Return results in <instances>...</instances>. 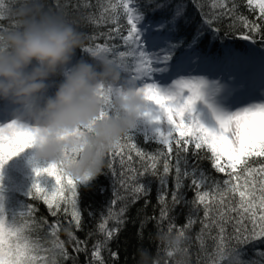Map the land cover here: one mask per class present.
I'll list each match as a JSON object with an SVG mask.
<instances>
[{"label": "snow or ice", "instance_id": "snow-or-ice-1", "mask_svg": "<svg viewBox=\"0 0 264 264\" xmlns=\"http://www.w3.org/2000/svg\"><path fill=\"white\" fill-rule=\"evenodd\" d=\"M34 2L67 18L68 9L97 8L84 18L93 27L105 26L108 31L89 35L90 43L81 51L92 59L106 56L115 63L121 69L120 85H134L143 96L145 108L137 127L107 154V172L103 168L98 175L74 176L63 162L34 166L26 200L41 202L51 221L38 217V207L25 202L16 206L24 209L18 218L16 207L6 206L0 174V264H77L81 253L85 264H108L104 252L118 260V251L109 247L111 241L129 222L128 212L135 204L143 199L146 209L151 203V185L144 182L145 177L156 179L159 211L145 214L138 232L142 235L147 223L155 221L162 239L175 237L176 243L165 247L164 255L170 261L164 264H190L185 259L189 247L184 242L191 241L187 233L197 223L200 231L195 237L199 244L195 264H264V249L254 251L255 259H244L247 245L264 241V50L259 53L258 102L239 106L229 102L233 94L253 86L246 72L251 54L245 56L228 48L224 57L212 58L219 79L194 75L190 70L193 60L209 61L199 45L205 36L219 39L218 24L224 20L229 21L227 28L237 23L243 28L240 39L264 44V0H244L250 16L239 12L237 0H210L209 12L204 11L200 0H119L107 5L102 0H96L95 5L91 0H53L51 6L44 0ZM189 5L199 15L198 24L189 14ZM3 8L0 0V31L12 26L11 22L6 27L5 19L13 20L5 17ZM157 14L158 19H147ZM189 25L193 27L190 38H181L180 30ZM39 132L16 120L0 124V169L31 147ZM137 132L160 147L153 153L145 152L134 142ZM189 156L197 162L189 164ZM201 160L209 161L219 176L200 167ZM99 175H110L115 181L113 198L97 225L103 239L89 247L93 232L84 239L76 235L84 228L80 199ZM186 182L193 192L192 200L185 195ZM117 204L120 207L114 211ZM180 206L189 212L186 223L177 226L172 213ZM201 210L203 217L198 216ZM165 222L168 227L163 231ZM61 232L67 240L61 239ZM209 239L213 243L210 253L206 247ZM175 254L180 258L171 260ZM147 264L161 261L147 259Z\"/></svg>", "mask_w": 264, "mask_h": 264}, {"label": "clouds", "instance_id": "clouds-1", "mask_svg": "<svg viewBox=\"0 0 264 264\" xmlns=\"http://www.w3.org/2000/svg\"><path fill=\"white\" fill-rule=\"evenodd\" d=\"M6 11L13 20L0 31V100L16 106V121L40 130L32 145L37 158L63 162L74 176L98 175L107 154L137 127L142 94L120 85L121 69L106 56L73 63L85 43L73 20L34 0H14ZM56 76L62 79L50 94ZM164 240L176 243L174 236Z\"/></svg>", "mask_w": 264, "mask_h": 264}, {"label": "trees", "instance_id": "trees-1", "mask_svg": "<svg viewBox=\"0 0 264 264\" xmlns=\"http://www.w3.org/2000/svg\"><path fill=\"white\" fill-rule=\"evenodd\" d=\"M3 2H4V8L2 9V11L4 12L5 17H7L8 15L6 10L13 5L14 0H3ZM44 2L51 6L53 0H44ZM61 2L66 3L67 0H61ZM72 2L75 3L76 0H72ZM83 2L87 3L88 0H83ZM102 2L107 5L110 3H118L119 0H102ZM200 2L204 5V11L209 12L210 9L208 7V4L210 3V0H200ZM237 2L240 5L239 12L243 13L246 16H250L248 10L243 6L244 0H237ZM91 3L95 5L96 0H91ZM66 11L68 12V18L71 20H75L78 31L83 33L85 37L84 46L90 43L88 36L91 35L92 33L95 32L106 33L108 31V27L105 26L93 27L84 18L88 15L89 12H97L98 11L97 8L79 9L76 11L68 9ZM188 11L190 16L192 17V20L196 24H198L200 18L196 10L192 8L191 5H189ZM158 18H159V14H157L156 16H149L147 19L156 20ZM11 22H12L11 20L5 19L4 25L7 27ZM120 23L124 24L125 20L121 19ZM228 24H229L228 20H224L218 24V26L221 29V35L219 39L213 40L211 36L204 37V39L201 41L199 45V49L203 52L204 55L208 53L210 54V52L213 50L222 52L223 55H225V51L228 48L231 49L234 48L236 50L248 49L249 51H253L254 49H263L264 44H261L259 42L251 43L249 41L239 38L241 33L243 32V28L238 23L232 28H227L226 25ZM192 32H193V27L191 25L186 26L180 30V37L183 39H189ZM255 39L259 41L260 37L257 36L255 37ZM80 58H84L88 60L92 59L90 56L84 54L81 51V48L76 50L75 56L73 57V63H75V61ZM60 79H62V77L60 76H56L52 78L49 87L50 94L55 91L56 83H58ZM134 142L138 145L139 148H141L142 150L148 153H153L160 147L157 142L145 141L143 133L140 132L134 134ZM12 158L10 159L11 161ZM196 162L197 161L195 160L194 157L189 156V164H193ZM199 164L200 167L210 172L211 175L219 176V174L212 171L209 161L201 160ZM103 170L105 172L108 171L107 157ZM144 182L150 183L151 185V195L149 197L151 203L145 209L143 207L144 200L141 199L139 203L135 204L130 209V211L128 212L129 222L123 227V230L119 232L118 237L113 239L109 245V247L113 251H118L119 253L118 260L113 261L109 257L107 252L103 253V255L108 261V264H143L145 258H147L149 261L158 258L161 261V264H164L165 261H170V258L164 255V250L167 243L165 242L164 239H162V232L158 231L155 221L147 223V225L142 230V235L138 232L139 221L144 217V215L146 214L148 216H151L154 213V211L157 213L159 211V207L157 205V199H156L158 192L156 179L153 177H145ZM114 183L115 181L110 175H99L94 182V186L90 190H85L82 192L80 199V208L83 210L84 228L82 231L76 232V235L80 239H84L89 231L93 232L94 235L88 241L89 247H91L94 241L103 239V237L97 232V225L101 220V213L105 212L108 202L113 198ZM30 185L31 184L28 183L26 184V186L24 187L25 192L27 191ZM170 185H171V180H169V186ZM8 190H10V188L4 186V191H8ZM24 190L20 194H17L16 202L18 204L25 202L35 205L39 209L36 215L38 217H47L49 221H51L53 218L48 215V211L46 207L39 201L26 200V196L24 195ZM11 191L13 190L11 189ZM184 191L187 199L192 200L193 192L190 188L187 187V182ZM119 207L120 205L117 204L115 209L113 210L114 211L118 210ZM19 209H20V213L24 211V209L22 208ZM138 210H140L139 215H138ZM188 212L189 210L187 207L180 206L176 208L175 212L172 213V215L175 217V224L177 226L184 225L186 223V217L188 215ZM90 213H92V215H90ZM198 216L203 217L202 210L199 212ZM19 218H20V214H19ZM61 219L63 220V217H61ZM110 226H111V222H110ZM167 227L168 224L167 222H165V224L163 225V231H166ZM199 231H200V224L197 223L187 233V235L191 237V241L184 242L185 245L189 247L190 254L186 256L185 259L189 260L190 264H195L196 254L199 250V244L195 239L196 234ZM43 234H44L43 232L40 233V235ZM60 236L61 239L67 240V236L63 232H61ZM206 247L209 253L213 251V243L210 239L206 241ZM261 249H264V241H257L256 243L247 245L244 248V251L246 253L244 259L245 260H248L250 258L255 259L256 257L253 256L254 251ZM68 250L69 252H71L70 247ZM158 250H159V256H157ZM41 255H43V253ZM201 255L203 254L201 253ZM178 258H180L179 255L175 254L174 257L171 258V260ZM85 259H86L85 255L81 253L78 257L77 264H85ZM68 264H71V261H69Z\"/></svg>", "mask_w": 264, "mask_h": 264}, {"label": "rangeland", "instance_id": "rangeland-1", "mask_svg": "<svg viewBox=\"0 0 264 264\" xmlns=\"http://www.w3.org/2000/svg\"><path fill=\"white\" fill-rule=\"evenodd\" d=\"M191 72L196 73L199 75V67H192ZM203 75V74H202ZM215 75V74H214ZM251 77L254 76V74L250 73L249 74ZM157 78H160V74H157ZM260 84V82H259ZM248 91L253 90L252 87L247 89ZM250 95V93H249ZM253 95V93L251 94ZM261 95V90L257 91V97H260ZM256 98V94L254 96V99ZM244 100H242L240 97L236 99H231L229 102L231 104H234L236 106H239L243 103ZM6 103V101H5ZM12 104H8V106ZM15 108L16 107H11L12 112L10 117L6 116V112L8 111L7 108V103L2 105L0 103V124H7L8 122L15 119ZM8 113V112H7ZM19 123H23L22 121H17ZM49 161L46 160H41L36 157L35 155V149L34 147H28L24 149L22 152L17 154L12 158V161H7V163L3 166L2 169H0V174L3 176V184L5 187H9L10 190L4 191L5 197H6V206L7 207H16L18 206V203L16 202L17 199V194H20L23 190L26 184H31L33 180V168L34 166H44L48 163ZM43 180L44 178L41 177ZM11 189L13 191H11ZM16 192V193H13ZM24 195H25V190H24ZM17 217L19 218L20 214V209L19 207L15 208ZM11 211V209H10Z\"/></svg>", "mask_w": 264, "mask_h": 264}]
</instances>
